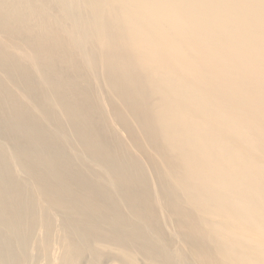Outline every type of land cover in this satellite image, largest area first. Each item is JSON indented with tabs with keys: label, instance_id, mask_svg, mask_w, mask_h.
<instances>
[{
	"label": "bare ground",
	"instance_id": "obj_1",
	"mask_svg": "<svg viewBox=\"0 0 264 264\" xmlns=\"http://www.w3.org/2000/svg\"><path fill=\"white\" fill-rule=\"evenodd\" d=\"M0 264H264V0H0Z\"/></svg>",
	"mask_w": 264,
	"mask_h": 264
}]
</instances>
